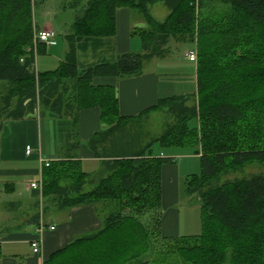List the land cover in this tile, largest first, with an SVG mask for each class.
Returning <instances> with one entry per match:
<instances>
[{"label":"trees","instance_id":"obj_1","mask_svg":"<svg viewBox=\"0 0 264 264\" xmlns=\"http://www.w3.org/2000/svg\"><path fill=\"white\" fill-rule=\"evenodd\" d=\"M38 1L0 0V82L6 86L0 122L38 110L66 120L69 130L60 158L40 170L36 211L25 222L43 226L51 215L85 205L101 218L98 229L41 264H170V256L189 264H264V0H70L66 48L47 72L35 71L32 54V6ZM156 2L167 10L161 22L148 13ZM120 8L143 20L145 27L132 31L141 52L77 70L76 38L114 35ZM170 45L195 53L191 103L187 96L170 97L120 117L114 89L93 79L136 76L143 62L164 57ZM91 108L104 130L87 140L99 159V169L87 174L77 156V116ZM161 110L168 122L158 136L137 131L142 117ZM108 137L114 140L107 148L102 143ZM153 144L190 148L198 158L200 172L184 178V195L198 202L195 235H160V168L172 160L152 155ZM149 213L148 222L141 220ZM157 237L166 250L155 248Z\"/></svg>","mask_w":264,"mask_h":264},{"label":"crops","instance_id":"obj_2","mask_svg":"<svg viewBox=\"0 0 264 264\" xmlns=\"http://www.w3.org/2000/svg\"><path fill=\"white\" fill-rule=\"evenodd\" d=\"M36 26V25H35ZM140 25L135 27L141 29ZM37 30H50L45 23ZM134 23L131 22L129 9L120 8L115 12V33L107 37L76 38L75 61L77 70H83L100 64H110L121 54L141 52V44L134 40ZM54 33V32H53ZM55 40L45 46L37 44L34 52L36 72L54 70L62 59L66 45ZM185 57V53H184ZM186 59V58H185ZM150 61V60H149ZM188 71L189 95L196 90L195 63ZM169 76H162L152 67H141L140 74L124 78L96 77L94 85L110 86L114 89L117 100V112L120 117L131 118L154 106L158 100L176 97L171 95L176 90L177 96L184 93L185 81H171ZM180 88V90H179ZM147 116V115H146ZM79 147L77 151L80 168L87 174L99 169V159L87 146V140L95 132L104 130L100 123L96 108L82 110L77 116ZM69 123L59 120L48 112L38 111L36 114L21 120H7L0 130V264H41L52 251L62 247L77 236L94 231L101 225V218L89 205L61 210L45 219L41 231L36 226L26 223L27 216L20 223H13V209L33 206L39 199V191L28 187L30 182H37L43 162L60 158L63 135L68 132ZM113 138L104 139L107 148L112 145ZM29 152L25 154V147ZM99 146V145H97ZM101 147V146H100ZM159 148V147H157ZM97 151H100L96 147ZM152 155L164 157L162 153ZM173 156L168 152L165 156ZM175 155V154H174ZM181 158H189L181 155ZM180 158V159H181ZM179 164V162H178ZM180 165V164H179ZM179 166L165 164L160 168V216L159 232L164 237L195 235L185 231V221L180 216L176 204L184 196V178L179 176ZM23 216V215H22ZM15 221V220H14ZM53 226L49 229L48 226ZM39 240L36 254L32 253L30 241Z\"/></svg>","mask_w":264,"mask_h":264},{"label":"rangeland","instance_id":"obj_3","mask_svg":"<svg viewBox=\"0 0 264 264\" xmlns=\"http://www.w3.org/2000/svg\"><path fill=\"white\" fill-rule=\"evenodd\" d=\"M34 1V0H31ZM39 2V3H38ZM37 4L32 6V29L33 35L37 31V27L42 26L45 23H49L52 27L53 32L55 33V40L59 44H63V36L69 33V25L71 20V11L67 8L70 0H40ZM84 1L81 2L83 4ZM131 12V22L134 23V30L133 32H137L138 25L143 24L142 28L145 27L143 20L141 17L136 13L134 10H130ZM149 15L156 21L161 22L167 14V10L163 3L156 2L148 7ZM36 25V26H35ZM134 40L139 44L138 36L134 34ZM190 46H175L170 45L167 47V51L165 49V55L162 58H151L150 61L147 60L143 62L144 68L152 67L153 70H156L159 74L164 76H169L171 81L181 80L185 81L184 85V93H187L186 96L190 98L187 104L191 103L192 95H189V82H188V71L193 68V64L186 61L184 57V53L190 50ZM36 51V46L33 49V56L34 52ZM35 67V65H34ZM174 81V82H175ZM178 82V81H176ZM180 90V88H179ZM6 91V86L0 82V97L3 96L4 92ZM179 91L173 92V88L171 91V95L177 96ZM13 103V100L12 102ZM1 105V101H0ZM38 110H35L33 114H36ZM4 122V121H3ZM3 122H0V130L2 129ZM168 122V118L165 116V112L155 111L148 113L147 116L142 117L139 120V123L136 125L137 131L145 132L146 137H156L158 136L163 128L164 125ZM135 128V129H136ZM158 146L153 144L151 145V151L158 154L159 152L163 154L164 157L170 158L172 160V164H176L179 166V176L186 177L187 175H197L200 172V166L198 158L192 154V150L190 148H157ZM168 152H173V156H165ZM175 154V155H174ZM181 155H187L189 158H181ZM181 158V159H180ZM179 162V164H178ZM169 163V164H171ZM252 170V169H251ZM253 170H256V167H253ZM180 201L177 202L176 208L180 211V216L185 221V231L192 233H197L199 231V212H198V202L195 198L186 197L185 195L182 196ZM40 208V207H38ZM41 210V209H40ZM13 214L11 216L14 220L11 221V224L20 223L22 219L26 216L31 215L36 211V209H32V206H27L20 209H13ZM23 215V216H22ZM150 213L143 217L141 220L148 222ZM159 240L155 244V248L159 250H166L167 247L165 242L162 241L157 237ZM169 259L170 264H189L182 261H176L173 256ZM151 258L150 253L143 257V260H148ZM174 262V263H173Z\"/></svg>","mask_w":264,"mask_h":264},{"label":"built area","instance_id":"obj_4","mask_svg":"<svg viewBox=\"0 0 264 264\" xmlns=\"http://www.w3.org/2000/svg\"><path fill=\"white\" fill-rule=\"evenodd\" d=\"M54 37V33L50 30H41V31H37L36 33H34L33 35V49L36 46L35 44H43L45 46L51 45L52 44V39ZM185 58L186 60L190 61V62H195V53L193 51H187L185 53ZM29 147L26 146L25 147V154L27 155L29 152ZM48 162H43L42 166H47ZM28 187L32 190H38L39 191V182H30ZM42 225L37 226L36 230L39 232L42 229ZM49 229H52L53 226H48ZM30 247H31V251L32 253L36 254L38 252V248H39V240L38 238H34L30 241Z\"/></svg>","mask_w":264,"mask_h":264}]
</instances>
